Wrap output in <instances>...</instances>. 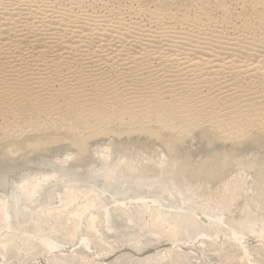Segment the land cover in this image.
Masks as SVG:
<instances>
[{
	"label": "rangeland",
	"instance_id": "374dc122",
	"mask_svg": "<svg viewBox=\"0 0 264 264\" xmlns=\"http://www.w3.org/2000/svg\"><path fill=\"white\" fill-rule=\"evenodd\" d=\"M18 1L0 0L1 142L139 126L264 138V0Z\"/></svg>",
	"mask_w": 264,
	"mask_h": 264
},
{
	"label": "bare ground",
	"instance_id": "6f19581e",
	"mask_svg": "<svg viewBox=\"0 0 264 264\" xmlns=\"http://www.w3.org/2000/svg\"><path fill=\"white\" fill-rule=\"evenodd\" d=\"M156 130L0 140V264H264V138Z\"/></svg>",
	"mask_w": 264,
	"mask_h": 264
}]
</instances>
